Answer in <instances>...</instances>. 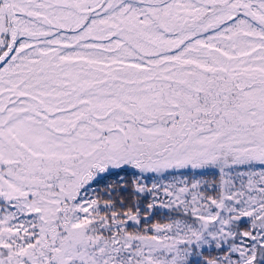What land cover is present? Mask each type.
I'll use <instances>...</instances> for the list:
<instances>
[{
	"label": "snow or ice",
	"instance_id": "6c2138e0",
	"mask_svg": "<svg viewBox=\"0 0 264 264\" xmlns=\"http://www.w3.org/2000/svg\"><path fill=\"white\" fill-rule=\"evenodd\" d=\"M0 264H264V0H0Z\"/></svg>",
	"mask_w": 264,
	"mask_h": 264
}]
</instances>
